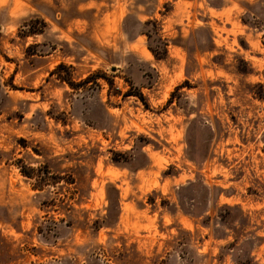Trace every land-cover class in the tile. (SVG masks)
Here are the masks:
<instances>
[{"label": "rangeland", "instance_id": "obj_1", "mask_svg": "<svg viewBox=\"0 0 264 264\" xmlns=\"http://www.w3.org/2000/svg\"><path fill=\"white\" fill-rule=\"evenodd\" d=\"M0 264H264V0H0Z\"/></svg>", "mask_w": 264, "mask_h": 264}, {"label": "trees", "instance_id": "obj_2", "mask_svg": "<svg viewBox=\"0 0 264 264\" xmlns=\"http://www.w3.org/2000/svg\"><path fill=\"white\" fill-rule=\"evenodd\" d=\"M40 20H41V23H42L41 27H37V26H34L32 24H24L22 26V28L19 29V33H21V35H23L24 37L29 36V35H36V34L43 33L44 27L46 26V23H45V21L43 19H40ZM151 51L154 54V56L156 58H158V59H164L168 55V53H167L168 50H167V45L166 44H164L162 52L158 53L154 49H151ZM60 69H66L65 74H61V73L58 74L57 72ZM71 70L72 69H71L70 66H67V65H65L63 63H60L54 70L49 72V76L46 78V80H49L50 77H52V76H54L56 74L57 75V79L60 82L66 83L69 87H71L75 91H79L81 89V87H84L87 90L88 88H86V85L89 84L90 82H93L95 85L99 86V83L97 82V80L101 79V80L105 81L109 85L110 88H113V83H114L113 79L111 77H109L105 73H101V74L91 73L86 78L76 82L73 79V77H72L73 72ZM184 83H187V82L186 81L183 82V84H181V86L184 85ZM185 85H189V84H185ZM8 86L13 88V89L16 88V86L12 82H9ZM179 89H180V86H178L176 88V91L179 90ZM119 93L121 94L122 97H128V96H132V95L136 96L138 99L143 101V103H144V105L146 107L148 106V103L146 102L145 97L143 96V94L141 92L133 93L130 90H127V91H125L123 93L119 91ZM173 93H172L171 97L168 100V104H171L173 102V100H172L173 95H174ZM106 104L102 103V105L105 108H106ZM106 112H107V110H106ZM47 115L50 118L54 119L56 123H61L62 125H66L67 124L66 114L63 111L59 112L58 114H54L51 110H48L47 111ZM23 147H27V145L23 144ZM34 150L37 153H39V150L37 148H34ZM16 164L20 168V172L25 177L34 180L33 188L35 190L43 191L46 186H50L51 184H53V185L58 184L60 182V180H58V179H62L60 176L56 175L51 170V168L49 167L50 165L47 162L40 164L38 167H33V166H30V165L26 164L24 162V160L17 159ZM70 183H73V181H70ZM193 183H194L193 181H189L187 185L190 186V185H193ZM110 188H114V190H116V192H117V189H115L114 184L113 183H108L107 184V196H108L109 200L111 199L110 198V192H109ZM185 188H186V186L183 185L179 189L180 190H184ZM116 200L119 201V196L117 197ZM148 201H149L150 204H152V206H156L157 205L156 200L154 199L153 195H151V194L148 195ZM166 201L167 200H162L161 201V205H162V207L168 208V206H166V205L169 202L168 201L166 202ZM179 201L182 204V201L180 199H179ZM180 202L179 203H173L174 207H176L177 204H180ZM201 223L205 227H210V221L209 220L208 221L207 220H202ZM230 245H232V244H230Z\"/></svg>", "mask_w": 264, "mask_h": 264}]
</instances>
